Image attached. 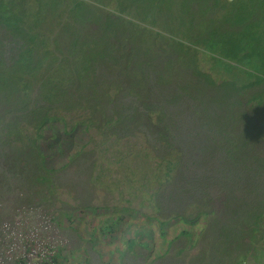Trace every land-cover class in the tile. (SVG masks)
I'll list each match as a JSON object with an SVG mask.
<instances>
[{
	"label": "trees",
	"instance_id": "trees-1",
	"mask_svg": "<svg viewBox=\"0 0 264 264\" xmlns=\"http://www.w3.org/2000/svg\"><path fill=\"white\" fill-rule=\"evenodd\" d=\"M158 1L173 4L178 0ZM14 3L0 0V77L4 76L0 81L12 86L9 92L0 90V105L10 108L0 109V158L11 151L28 174L47 179L81 154L78 141L85 139L90 124L104 122L112 128L126 120V114L118 111L126 108L135 128L143 129L142 121L153 126L142 131L153 149L161 150L156 155L164 169L155 174L159 185L152 187L158 213L153 217L162 224V231L163 224L172 220L182 226L160 257L168 256L174 241L185 236L191 246L199 244V251L189 260L170 254L179 264H244L251 257H261V262L264 0H182L181 7L169 13L173 30L150 25L154 36L165 34L173 43L174 57L159 62L158 68L152 52H141L135 44L134 27L148 25L137 20L140 16L131 12L126 0H28V8ZM54 9L58 13L50 14ZM39 11L45 13L31 23ZM166 50L161 48L159 53ZM199 50L209 56L207 68L201 64ZM10 73L9 82L6 74ZM130 74L132 78L127 77ZM86 80L92 81L88 94L81 92ZM146 81L173 83L174 90L163 98L160 92L148 95ZM204 88L209 93L205 106L226 107L242 119L239 127L244 130L233 138L220 132L218 136L225 137L223 149L213 151L199 165L196 159L173 151H180L174 142L179 122L199 118ZM78 107H86L85 117L69 125L65 117L74 116ZM133 126L117 128L123 133L114 134L119 139L132 133ZM234 146L239 148L237 154L232 152ZM222 151L229 164L226 171L216 166ZM192 168L199 172L189 177L187 171ZM7 169L5 160H0V180L5 182L10 180ZM190 183L196 188L189 189ZM132 252L124 253L135 260L136 251ZM59 254L60 249L53 257L56 262Z\"/></svg>",
	"mask_w": 264,
	"mask_h": 264
},
{
	"label": "rangeland",
	"instance_id": "rangeland-1",
	"mask_svg": "<svg viewBox=\"0 0 264 264\" xmlns=\"http://www.w3.org/2000/svg\"><path fill=\"white\" fill-rule=\"evenodd\" d=\"M14 1L15 5L22 4L27 8L31 4L28 0ZM193 1L203 2L204 0ZM188 2L191 3V0ZM126 4L132 6L131 12L134 15L140 16L137 20L148 25L134 27L135 44L139 46V51L152 52L156 59L153 60V64L157 68L160 65L159 62L173 58V43L169 42L167 35L154 36V31L149 28H153L150 25H154V29L167 27L173 30L174 25L168 23L169 13L173 7H181L182 0L173 4L170 1L160 3L158 0H126ZM39 13L30 19L31 23L45 12ZM57 13L58 10L54 9L50 14L56 15ZM1 34L0 31V38ZM161 48L168 50L161 54L159 53ZM198 56L202 60L201 64L207 68L211 63L208 60L209 56L201 50L198 51ZM170 66L176 74L179 72L174 62ZM6 75L10 82L12 74ZM3 77L2 75L0 80L4 81ZM127 77L132 78V75ZM100 78L102 77L97 79ZM85 82L87 86L83 87L81 92L88 94L89 91L92 92L91 87L89 88L92 81L86 80ZM144 87L148 95L155 92L154 94L159 96L160 92L161 97L167 96L174 90L173 83L146 81ZM11 88V84L0 81L1 91L9 92ZM208 94L207 89L204 88L203 99H199L197 121L179 122V130L175 131L174 137V142L179 146L180 151L174 150L173 153H178L189 160L196 159L199 165L205 158H209L208 156L213 151L223 149L225 142L221 141L225 137L218 136L220 132L228 133L227 137L233 138L238 131L244 130L239 127L242 119L235 117V114L232 115L226 107L212 109L210 105L205 106ZM151 101L156 103L158 100L151 99ZM191 107L195 109L193 105ZM89 108L90 111H95ZM0 109L10 108L0 105ZM84 109L86 107H78L74 116L65 117L69 125L85 117ZM118 111L126 114L125 121H119L112 125V128L107 127L103 124L104 122L90 124L85 130V139L78 141L82 146L81 154L67 166L53 171L47 179L34 178L33 175L28 174V168L20 164V161L17 162L11 151L3 154L0 160H5L10 180L9 182H5V179L0 180V223L6 216L3 217V215L14 203L36 202L40 204L45 211H49H46L49 213L48 217L60 228V232L66 239L60 247V254L57 258L61 264H179L170 254H175L177 257L183 256L182 258L189 260L192 255L198 253L199 244L191 246L190 238L185 236L174 241V244L170 246L168 256L160 257L167 247L168 240L182 226L177 222L178 220H172L163 224L162 231L160 229L162 224L153 217L158 213L151 196L152 187L159 185L155 174L159 176L164 169V165L162 168L158 165L160 159L156 155V152L161 150L155 151L153 145L147 141L146 133L142 131L143 129L148 131L149 127L153 128V126L142 121L143 129L142 127L135 128L134 122L130 123L128 119L132 115L131 111L126 108H118ZM138 115L142 117L141 113H134L135 117ZM132 126L134 127L131 130L132 133L122 134L119 139L114 134V132L123 133L117 128H132ZM213 135H216L215 139ZM237 147H232V152L233 149L236 150L235 154L239 150ZM131 156L138 160L135 162ZM217 157L219 161L216 164L217 168L219 171L221 169L226 171L229 164L225 162L224 152H220ZM194 172L199 171L192 168L187 171V175L191 177ZM42 173L47 174L44 170ZM50 183H53L52 186ZM194 187L191 183L188 184L189 189ZM172 189L175 190V187ZM162 219L164 217H160V220ZM195 222L197 225L198 222ZM260 233H258L259 236L256 235L257 241L261 237ZM179 246H184L185 249L178 250ZM132 251H136L135 260L132 256H125L124 253L129 252L133 255ZM260 260L261 257L259 260L251 257L244 264H259ZM263 260L264 257L261 262Z\"/></svg>",
	"mask_w": 264,
	"mask_h": 264
},
{
	"label": "built area",
	"instance_id": "built-area-1",
	"mask_svg": "<svg viewBox=\"0 0 264 264\" xmlns=\"http://www.w3.org/2000/svg\"><path fill=\"white\" fill-rule=\"evenodd\" d=\"M46 211L36 202L10 208L0 223V264H61L53 257L66 239Z\"/></svg>",
	"mask_w": 264,
	"mask_h": 264
}]
</instances>
